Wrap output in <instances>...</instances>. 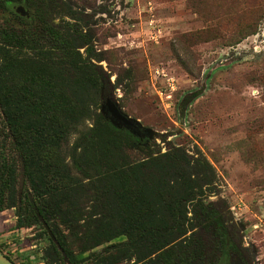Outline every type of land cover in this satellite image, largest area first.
I'll return each mask as SVG.
<instances>
[{"label": "trees", "instance_id": "trees-1", "mask_svg": "<svg viewBox=\"0 0 264 264\" xmlns=\"http://www.w3.org/2000/svg\"><path fill=\"white\" fill-rule=\"evenodd\" d=\"M54 1L0 0L25 22L0 28V213L16 208L19 228L47 224L51 250L70 264H85V253L120 238L106 248L115 251L109 264L138 252L144 264H234L235 256L252 264L210 201L217 173L206 157L174 147L131 158L132 148L146 149V135L118 129L99 112L106 80L92 38L56 28ZM18 5L30 17L16 14Z\"/></svg>", "mask_w": 264, "mask_h": 264}, {"label": "rangeland", "instance_id": "rangeland-1", "mask_svg": "<svg viewBox=\"0 0 264 264\" xmlns=\"http://www.w3.org/2000/svg\"><path fill=\"white\" fill-rule=\"evenodd\" d=\"M50 5L56 28L73 38L76 31L92 38V59L106 80L99 112L103 105L108 111L107 100L114 99L142 125L135 131L153 130V138L146 134L143 140L146 149L132 148L131 158L174 147L206 157L217 173L210 201L242 250L248 248L250 262L264 264V0H57ZM9 27L22 29L25 22L0 9V28ZM89 126L92 121L81 129ZM5 136L0 114V145ZM76 138L73 134L65 143L67 156ZM23 191L28 187L20 188L21 196ZM17 224L16 208L0 213V248L17 264H70L51 250L47 224ZM124 241L85 253V264H109L115 251L106 248ZM214 250L210 243V257ZM137 256L143 258V252L116 261L144 264Z\"/></svg>", "mask_w": 264, "mask_h": 264}, {"label": "water", "instance_id": "water-1", "mask_svg": "<svg viewBox=\"0 0 264 264\" xmlns=\"http://www.w3.org/2000/svg\"><path fill=\"white\" fill-rule=\"evenodd\" d=\"M16 13L22 17H30V12L25 6L20 5L16 8ZM108 111H106L105 105L102 106L101 114L109 120L118 129H127L133 134L140 136V131H135L134 128L142 127L139 121L124 114L119 106V103L114 99L107 100ZM144 132L151 140L154 136V132L151 129H145ZM0 264H15L12 260L0 251Z\"/></svg>", "mask_w": 264, "mask_h": 264}, {"label": "flooded vegetation", "instance_id": "flooded-vegetation-1", "mask_svg": "<svg viewBox=\"0 0 264 264\" xmlns=\"http://www.w3.org/2000/svg\"><path fill=\"white\" fill-rule=\"evenodd\" d=\"M18 6H20V5H18ZM18 6H16V8L18 7ZM16 8H15V12H16ZM26 8V7H25ZM27 9V8H26ZM17 14V13H16ZM19 15V14H18ZM22 17V16H21ZM142 131V130H141ZM140 131V136H142V134H143V136H145L146 135V133H142ZM17 216V215H16ZM4 253V252H3ZM5 254V253H4ZM6 256H7V254H5ZM235 258H236V263L237 264H241V261L238 259V256H235ZM15 264H17L14 260H12ZM233 263H234V261H233Z\"/></svg>", "mask_w": 264, "mask_h": 264}, {"label": "built area", "instance_id": "built-area-1", "mask_svg": "<svg viewBox=\"0 0 264 264\" xmlns=\"http://www.w3.org/2000/svg\"><path fill=\"white\" fill-rule=\"evenodd\" d=\"M168 81H169V82H168V85H169L170 89H171L172 91H174V90H175L174 80H173V79H169Z\"/></svg>", "mask_w": 264, "mask_h": 264}]
</instances>
